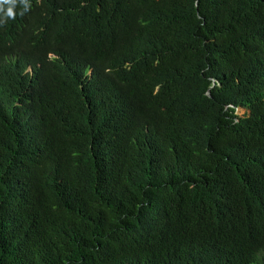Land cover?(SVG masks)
Masks as SVG:
<instances>
[{"label": "trees", "instance_id": "trees-1", "mask_svg": "<svg viewBox=\"0 0 264 264\" xmlns=\"http://www.w3.org/2000/svg\"><path fill=\"white\" fill-rule=\"evenodd\" d=\"M30 3L0 27V264H264V0Z\"/></svg>", "mask_w": 264, "mask_h": 264}, {"label": "clouds", "instance_id": "clouds-1", "mask_svg": "<svg viewBox=\"0 0 264 264\" xmlns=\"http://www.w3.org/2000/svg\"><path fill=\"white\" fill-rule=\"evenodd\" d=\"M22 6L19 15L23 16L32 5L30 0H0V27L4 26L8 20H15L17 16V5Z\"/></svg>", "mask_w": 264, "mask_h": 264}, {"label": "rangeland", "instance_id": "rangeland-1", "mask_svg": "<svg viewBox=\"0 0 264 264\" xmlns=\"http://www.w3.org/2000/svg\"><path fill=\"white\" fill-rule=\"evenodd\" d=\"M237 113H238L239 115H243V114L245 113V109H243V108H239V109L237 110Z\"/></svg>", "mask_w": 264, "mask_h": 264}]
</instances>
